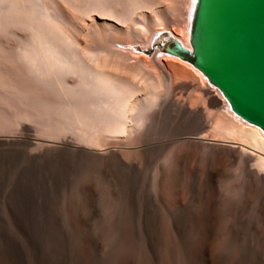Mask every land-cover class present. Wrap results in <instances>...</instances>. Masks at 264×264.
Returning a JSON list of instances; mask_svg holds the SVG:
<instances>
[{"label":"rangeland","instance_id":"rangeland-1","mask_svg":"<svg viewBox=\"0 0 264 264\" xmlns=\"http://www.w3.org/2000/svg\"><path fill=\"white\" fill-rule=\"evenodd\" d=\"M12 1L9 0L11 7L18 0L11 5ZM29 1H18L20 10H17L19 8L14 5L15 11L14 8L8 11V8L5 9L7 6L2 4L3 0L0 2L1 6H4L2 8L4 17L0 16V254L5 249L4 238L7 237L14 244L15 264H61L63 254L67 257L65 264H79L75 259L77 250L80 248L77 243V223L71 208L76 203L85 206V203L89 204L93 201L96 206L92 219L88 221L89 228L95 231L94 236L102 242L98 250L92 254V264L112 262L129 264L134 256L131 254L134 251L133 246L126 236L118 234L117 229H119L118 222H124L127 233H131L133 223L130 218L133 215L136 217L135 225L138 233L144 231L142 230L143 222L146 216L149 217L147 219L149 231L154 237V243L163 254V258L179 257L180 264H196L190 256L200 253L199 231L204 226L198 214L205 212L212 200L210 193L214 192L216 233L209 242L211 254L218 260L223 257L229 259L251 257V264H264V242L256 243V234L252 229L254 224L263 223L258 218L259 202L256 199L257 203L252 201L246 204L249 183L245 178L247 176L246 167H243V165L246 166V160L248 161L246 156L249 155V158H252L257 154L247 148L246 154L242 153L244 154L241 158L243 161L229 163L226 150L242 148H238L239 144L222 139L218 141L197 139L200 134H211L210 125L214 116L223 111L224 103L219 100L220 96L216 91L218 89L209 82L207 86L206 84L200 86L201 82L196 80L197 77L196 79H192L194 77L182 79L172 87L168 83L167 72L173 68L183 70L184 66L165 60L158 62L153 58L155 52L153 49L146 50L145 53L151 58L141 59V57L139 62L135 59L138 63L137 67L134 64L135 60L132 59L133 56L131 60L134 61H130V53L127 52L129 56L126 55L128 56L126 60L133 62L129 63L130 68L133 66L130 73V70H126L128 62L124 64V59H122L126 56L118 52L121 50L115 47L116 44V46L125 44V37L129 36L128 41L139 44L137 46L141 49V44L152 36L158 23L159 25L164 24L168 29L172 26H182L185 14L183 4H180L182 0H175L176 4L173 0H105L106 2L103 0L104 4L108 2V5H111L112 3L109 6L111 9L105 5L109 11L106 15L110 17H103L114 19L121 26H117L113 21L100 19L101 15L96 10L99 7L97 4L102 0H55V2L43 0L46 4L44 6H42L44 2L39 3L42 7H48L49 10L51 7L54 15L47 16L49 10H45L46 13H44L45 11H42L40 6L41 13H44L43 19L50 17V21L54 19L58 23L61 21L63 24L64 22L67 28L71 26L70 30L66 29L70 32L63 28L61 35L57 33L60 36L56 38V43L60 42L59 47H62L63 41L60 40L62 37L66 41L63 46L70 44L64 36L69 33L71 38L77 39L75 41L78 47L83 46L84 49H88L90 45L96 48L102 45V37L108 38L107 43H103L106 51L92 57L93 60L90 63L94 65L90 64L89 68L92 70L93 67H101V72L95 71L98 74L109 71L110 75L102 73L108 75L104 77L105 82L110 79L117 88L126 87L125 92L132 91V95L136 94L131 99L136 102L135 107L144 108L138 114L135 113L137 111L135 109L133 112L136 115L131 112L135 117L132 114H126L128 116L124 117L125 125H127L125 128H130L129 131L126 129L128 132L124 133L125 136L109 130L114 123L109 122L107 117L104 118L100 110H96L99 114L89 112L92 113L91 116H88V113L86 116L81 109L76 110L78 98H73L77 91L74 88L76 86L74 80L69 77L70 74L58 73L59 69H53L54 75L51 73V76H45L43 71L48 72L49 69L39 73L34 71L25 52L33 45L30 44L32 42L30 26L37 23L33 19H31L33 21L25 20L26 18L23 20L22 16L20 19V16H16L17 13L14 15L15 12L20 13L23 7L29 5L27 3ZM34 1L32 2L35 4L36 1ZM37 8L36 6L35 10L38 11L40 8ZM85 11L89 13V17L85 16L87 14ZM5 12H11L19 19L12 18L11 20L9 16L11 13H6L8 15L5 16ZM84 12L86 14L82 16ZM93 12L96 13L93 15ZM133 12L134 14H131ZM49 24L53 25V23ZM62 24H60L61 28ZM60 25L55 26L60 27ZM64 25L63 27L66 28ZM44 27L43 29H46ZM54 33L52 30V37L53 35L55 37ZM98 33H102L100 37ZM146 35L148 38L145 37ZM85 36L90 39L89 43ZM107 55L109 56L106 57ZM103 59H106V63L111 62V66L110 63H105L106 68L113 66L114 69L105 71L104 62L101 63ZM121 63L124 64L123 67H126L124 72ZM95 65L100 66L95 67ZM70 69L72 71V68ZM70 69L66 68L68 71ZM55 70L58 72L56 73ZM154 85L159 87L158 90L153 87ZM184 86L188 87L187 90ZM208 91L212 98L220 102V105L211 106L210 97L205 96ZM152 97L156 105L150 110H145L150 108L151 102L147 100H151ZM133 101L130 103L131 106ZM181 105L188 108V113L200 114L205 127H201L194 118L189 119L190 116H187L189 120L184 117V113L180 112ZM81 113L84 114L81 115ZM94 113L97 114L95 118L92 116ZM139 117L142 118L141 121ZM125 119L132 122L127 121V123ZM120 123L123 125L124 122L120 121ZM212 143L214 145H211ZM173 180L177 183L178 198L183 200V207L187 208L186 212L189 213L187 215L189 218L186 219L188 223L186 239L180 244L186 251L183 256L178 255L171 239L167 240L165 234V230L171 228L172 222L170 221L174 217L173 200L169 189ZM156 198L158 201L155 200ZM236 202L239 205L238 211L235 208ZM234 204L235 207H233ZM232 208L233 212L230 210ZM232 225L236 226L238 232H241L238 242L243 244H238L237 240L234 241L230 237ZM143 233L140 235L143 236L141 243L145 250H149L151 243L146 232ZM66 238L71 239L68 245H65ZM252 243L254 251L262 257V262L258 261L257 255L253 252L245 253L246 249L250 250L248 246ZM197 259L198 264H203L201 258ZM150 262L148 259L146 264Z\"/></svg>","mask_w":264,"mask_h":264},{"label":"bare ground","instance_id":"bare-ground-1","mask_svg":"<svg viewBox=\"0 0 264 264\" xmlns=\"http://www.w3.org/2000/svg\"><path fill=\"white\" fill-rule=\"evenodd\" d=\"M4 1L7 2L8 4L5 3ZM14 1H16V0H14ZM14 1H12L13 3L11 5L14 4ZM18 1H20V0H18ZM18 1L14 5L17 6L16 8H19L17 10H20V5H19V2ZM32 1L33 0H30L29 2H27V3H29L30 6L27 5V4H25L27 6H25V7L22 8V10L20 12L21 15H20L19 11H17V10H16L17 12H15L14 15H16V13H17L16 16H20V19H22L21 18V16H22L23 17V20H24V18H26L25 20H29V21H33L34 20V22L37 23V24H35L36 26L35 25H31L30 26V30L28 28V30L31 31V36L30 37L32 39V42H30V44L32 43L33 45H31V47L29 49H27V50L24 48L26 50L25 56L28 59V61L31 62V65H32L34 71L36 73H39L40 71H43L45 69H49L48 72L47 71H43V73L45 74V76H49L51 73H52L51 75H54V70L53 69H59V72L55 70L56 73L57 72L58 73L67 72L68 75L70 74L71 76H69V77H71V80L72 79L74 80L75 85H76V86L74 85L75 86L74 88H75V91H77L76 92L77 95L75 93V95L77 97H75V95H74V98H73V99L78 98L77 103H76V101L74 102V103L77 104V109L76 110H80V109L83 110V112L86 113V116H87V113H88V116H91V114L93 112H96V110H100L101 113L104 114V116H103L104 118L107 117L108 120H109V122H111L112 124L114 123V126L111 124V126H113V127H110L109 130L110 131H113V133L114 132L115 133L117 132L118 134L120 133V136L122 134L125 136L124 133L130 128L129 127L130 124L128 125L129 128H125V127H127V125H125L124 117L125 116H128L126 114H128V113H129V115L132 114L131 112H133L135 109L137 110V111H135V113L138 114V112L140 110H144V108L140 109V108H137L138 106L135 107L136 105L134 103H136V102H134L131 99H133L134 98L133 96H135L136 94H133L132 95V93H131L132 91L129 92L130 93L129 94L128 92H125V91H127L126 90V87H124L125 90H124V88H122V89L117 88L115 86V84L114 85L112 84L113 82H112V80L109 79L110 77H108V79H109V80H107L108 82H105L106 80H104V77L110 75L108 73L109 71L102 72L104 74H107L108 73V75H104L102 73H100V74L95 73V71L101 72L100 71V68L101 67L100 68H94L93 67L92 70L89 68V65L92 64V63H90L93 60L92 57L96 56V54H100V53H103V52L106 51V48L104 47L103 43L106 42V39H108V38H105L106 36L105 37H102L101 38L102 41H103L102 42V45H99L96 48L91 47V45H90L92 43L91 42L89 44L90 46L88 47V49L87 48L84 49L83 46L82 47H78V44L75 41L77 39L76 38H71L69 36L70 35V33H69V35H64L66 37V39L69 41V43H70V44L67 43L68 48H67V46H63L64 42H66L65 39H63L64 37H62V39L58 38L61 41H63L62 42V47H64V48L59 47L58 44H60V42L56 43L57 42V39H56L57 36H59V34L61 35L63 30L70 32L69 30H70V27L71 26L69 25L68 28H67V26L64 25V22L62 24V22L59 19H57V20H59L61 23L60 22L58 23L57 21L56 22H57L58 25L62 24V28H61V25H60V27L59 26H55L57 24H56L55 20L52 17L51 18L53 20H51V21H53V22L50 21V17L48 19V17L44 16V17H46V18H44L46 20L45 21L43 19V15H44V13H46L47 10H49V8L46 7V6H45L46 8L45 7H42V6L46 5L43 0H35L36 1V2L34 1L35 4ZM37 1H39V2L37 3ZM40 1H42L41 3L44 2L42 6L39 5ZM50 1H52V0H50ZM53 1L55 2V0H53ZM173 1H175V0H173ZM0 2H1V0H0ZM3 2H2V4L4 6H7V7H5V9L8 8L7 10L9 11V10H12V8H14L13 10L15 11V6L13 5V7H11L9 5V3H11V2H9V0H7V1L6 0H3ZM30 2H32V3H30ZM104 2H106V1L104 0ZM176 3L177 2L175 1V4ZM178 3H180V2H178ZM195 3H196V0H182V2L180 4H183V7L184 8L183 7L182 8L185 11L184 20H183L182 26H174V27L172 26V27H169V29H168V28L165 27L164 24H160V25H159V23H158V25L156 24V28H155L152 36L151 37L149 36L150 39L147 37L148 35L145 36V37L148 38L149 41L146 39L147 41H144V44H141V49L137 46L139 44H137V43L135 44L133 42L128 41L130 39L129 36L125 37V39H126V43L125 44L118 45V46H116L117 45L116 44L115 47L116 48L118 47L121 50V51H118V52H122L121 54L124 53L125 56L126 55L129 56V54H127V52H129L130 53V58H129L130 61H134L136 59L139 62V60H140L141 57H142L141 59H143V57L144 58L145 57L146 58H151L150 56L146 55L145 53H146V50L153 49L155 51L154 52V55H153V58L155 60H157L158 62L161 61V60L162 61L165 60V61H170V62H174V63H178V64L180 63L182 66H184V67H182V68H184L183 70H177L175 68H173V69L171 68L172 70L169 69V71L167 72L168 75H169V77H167V80H168V83L171 86L174 85L176 82H179L182 79H191V77H194L192 79H196V77H197L196 80L197 81L199 80V82H201V83H199L200 86L201 85H204V84H206V86H207L208 80H207V78L202 73H200L197 69H195L190 63L185 62V61H182L179 58L170 56L168 54L162 53L159 50L158 43H157V42H159V41H161L163 39L162 36H164V34H168L169 36H172V37L176 38L177 40H179L185 48H187L189 50L191 49L190 48L189 39H190V29H191V23H192V17H193ZM2 4H0V8H1L0 9V11H1L0 16L4 14V13L2 14V8L4 7V6L3 7L1 6ZM5 4H7V5H5ZM73 4L74 3H72V5ZM110 4L112 5V3H110ZM171 4H173V2H171ZM34 5H36L40 9L37 8L38 11L35 10L36 6H34ZM67 5L69 6L70 5V2ZM105 5H108V2H107V4L106 3L104 4L103 3V0L100 3L97 4V6H99V7H97V10L96 11H97V13L99 12L98 13L99 15H101V16H99L100 19H102V20H108V21H111V22L113 21V22H115V24H117V26H121V24H119L118 22L114 21V19H110V18H107V17H103V16L110 17L109 15H106L107 12H109V11L107 10V7H105ZM111 5H108V7L111 6ZM9 6H10V8H9ZM40 6L42 7L43 10L41 9ZM72 7H74V6H72ZM50 9L51 10L47 11L48 12V15L47 16H49V14H50V16H54L52 14L53 12H52V8L51 7H50ZM108 9H111V8L109 7ZM173 9H171V10H173ZM40 10H42V11H45L46 10V11L44 13L43 12L41 13ZM39 11H40V13H39ZM85 12H84V14H82V16H84L86 13L87 14L85 16H88L89 13H90L89 10H88L89 13L88 12L85 13ZM6 13L10 14L11 12H5V16L8 15V14L6 15ZM95 13L96 12H93L92 14L94 15ZM131 14H134V12L131 13ZM173 14L175 15L174 12H173ZM14 15H13V13H11V15H9L10 18H11V20H12V18H16V17H14ZM3 17H4V15H3ZM3 17H1V18H3ZM181 17H183V16H181ZM16 19H19V18H16ZM31 19H33V20H31ZM93 19H95V18H93ZM4 21L5 20H3V22ZM37 21H39V22H37ZM34 22H32V23H34ZM49 23H53V25H51ZM41 24L43 25L42 27L40 26ZM83 24H86V23H83ZM63 25L66 26V28L63 27ZM43 27L46 28V29H43ZM51 28H52L53 32H55L54 33L55 34V37L53 35V37L55 39L51 35L52 34ZM66 29H69V30H66ZM57 30H58V32H56ZM97 30H99V29H97ZM47 31H48V33H47ZM49 31H50V34H49ZM90 31H91V29H90ZM57 33H59V34H57ZM78 33H80V32H78ZM47 34H49V35H47ZM98 34H99V37H100V35L102 33L101 34L98 33ZM49 36H50V38H49ZM85 37L87 38V36H85ZM31 39H30V41H31ZM88 40L90 41V39L87 38V43H89ZM85 44H86V42H85ZM107 48H108V46H107ZM107 51H109V50H107ZM108 56L109 55H107L106 57H108ZM128 56H126L125 58H122V59H124V62L122 61L124 64L128 62L127 68L126 67H123L124 66L123 63H121V64H122V67L124 68V69L122 68L123 69V72L126 71V70L127 71L130 70L129 72L131 73V68H133V66H131V68H130V64H132L133 62L130 63L129 60L128 61L126 60V59H128ZM132 56H133V58H132ZM109 58H110L109 61H111V57H109ZM131 58L134 59V60H131ZM105 60L106 59H103V61L101 62V63L104 62L103 63L104 64V67L106 66L105 63L107 62V61L105 62ZM107 60H108V58H107ZM136 60L134 61L135 66H136V64L138 65V63H137ZM113 62H114V60H113ZM143 62H145V61H143ZM108 63H110V66H111V62H108ZM108 63H106V64H108ZM144 64L147 65V63H144ZM93 65L94 64H92V66ZM99 66L95 65V67H99ZM110 66H107L108 68L105 67L106 69L104 68V70L106 71L107 69L110 70L111 68H113V66L111 68H110ZM128 66H129V68H128ZM66 68H68V69L72 68V71H71V69L68 71V70H66ZM125 68H126V70H125ZM116 71H117V69H116ZM35 72L33 74H35ZM52 77H54V76H52ZM181 85H184V84L181 83ZM153 87L155 89L157 88L156 90H158V88H159L156 85H154ZM153 87H151V88H153ZM74 88H72V89L74 90ZM187 88H186V90H187ZM181 89H183V88H181ZM216 91L218 92V94L220 96V99H219L220 102L224 103L223 111H221L220 113H218L216 116H214L216 113L213 115L214 116V119H213V122L210 125L211 134L210 135L208 133H207L208 135H206V133L205 134H200V136H198L197 139H199V140H210L211 139L210 141H218V139H222V140H226V141H228L230 143L239 144L240 146L238 148H240V147H242V148L237 149V150H235V149L232 150V149L229 148V150L228 149L226 150V152L228 153V156H229L228 160H230L229 163L236 162L238 160H242L241 159L242 158V155L244 157V154H242V153H245L246 154L247 148H249L251 151H253L254 153L257 154L256 157H252V158H249L250 157L249 155L248 156L245 155L246 156V159L248 157V161L246 160V166L243 165V167L244 168L246 167L245 168V171L247 172V176L245 178L248 180V183H249V185L246 183V185H248V187H249L248 191L246 189V191H247V193H246V197H247L246 198L247 199L246 204L248 205L252 201H255L256 199L258 200V202H259V208H260V214H259L258 218H260L261 221L263 222L262 224H254V226H253L252 229L254 230V232L256 234V238H257L256 239V243L264 242V132L260 128H258L257 126H254V125H251V124L245 122L240 117H238L236 114H234L232 112V110H231L228 102L222 96V94L220 93V91L219 90H216ZM37 92H38V90H37ZM72 92H74V91H72ZM202 94H204V93H202ZM205 96L206 97H208V96L210 97V99H211V101H210L211 106H215L216 107V106L220 105V102H218V100H216V99H214V98L211 97V94H210L209 91L207 93H205ZM155 97H158V96H155ZM222 98H223V100H222ZM73 99H71V100H73ZM130 100L133 101L132 106L130 104L131 103ZM151 100L148 99L147 101H150L153 104L150 103V105H149L150 108H146L145 107L146 108L145 110H148V109L150 110V109H152V106L154 108V106L156 105V104L154 105L153 97L151 98ZM136 101H138V100H136ZM158 101H155V103H158ZM99 102H101V103H99ZM72 104H73V102H72ZM133 104H134V106H133ZM70 105L71 104H69V106ZM71 106H73V105H71ZM177 106H178V104H177ZM181 106L182 107H180V108H182V110L180 112L184 113V115H185L184 117L190 116L189 119L192 118V120H193V118H194V120H197L200 123V126L201 127H205L204 126V123H203V117L200 114H198V113L192 114V112L188 113V110H187L188 108H186L185 106L183 107V105H181ZM191 107L193 108V106H191ZM39 108H40V106H39ZM89 112H92V113L90 114ZM210 112H212V111H210ZM216 112H218V111H216ZM96 113L99 114V112H96ZM213 113L214 112H212V114ZM83 114L84 113H81V115H83ZM134 114H132V115H134ZM96 115L94 113V115H92V116L95 118ZM135 115H134V117H135ZM140 117H143V116H140ZM140 117H139V119H140ZM136 119H138V118H136ZM141 119L139 121H141ZM187 119H188V117H187ZM204 119H205V116H204ZM80 120L82 122V118H80ZM99 120H101V119H99ZM125 120H126V122L129 121L127 119H125ZM130 120H132V119H130ZM144 120H145V118H144ZM120 121H122V123L124 122L123 125L120 123ZM95 122H96V120H95ZM129 122L131 123L132 121H129ZM143 124H144V122H143ZM74 128H76V127H74ZM95 128H92V129L95 130ZM96 130H98V129L96 128ZM109 133H111V132H109ZM213 143L211 145H214ZM252 161H253V164H252ZM243 163H245V161ZM249 163H251V165ZM240 176H241V174H240ZM244 176H245V174H244ZM201 185H202V183H201ZM169 189L171 191V193H170L171 196L170 197L173 200L172 209H173L174 217H173L172 221H170V223L172 222L171 228L165 230L166 239L167 240H170L171 239V242L174 245V247H175L178 255L183 256V255L186 254V251L184 250L183 247L180 246V244L181 243H184V241L186 239V235H187V229H186V227H187V224H188V223H186V219L189 218V216H187L189 213L186 212L187 211L186 210L187 208L185 209L183 207V203H184L183 200L180 199V198H178V194L179 193H178V188H177L176 180H173L172 181V185H171V187H169ZM160 194H161V192H160ZM167 194H168V192H167ZM210 195H211L212 200H210V203H209L208 207L205 209V212L198 214V217L199 218H202V220L204 222V226L199 231V234H200V237H201V240H200L201 250H200L199 255H197L198 253L196 255H192V256H190V259L191 260H195V263L196 264H198V259L197 258H201L203 264H251L252 263V258L251 257H249V258H242V257L241 258L240 257L238 258L237 257V258H233V259H229V258L223 257L220 260H218V259H216L211 254L209 242H210L211 238L215 235L214 233H216V231H215V226H216L215 225V222L216 221H215V215H214V206H215L216 203L214 202V198H215L214 192L210 193ZM147 197H148V195H147ZM135 198H137V197H135ZM155 200H157V198ZM255 202L257 203V201H255ZM229 203H231V202H229ZM138 204H139V202H138ZM160 204H161V202H160ZM235 204H236V207H235ZM235 204H234L233 207H235L236 208V211H238L237 209H238V206L239 205H237L238 204L237 202ZM95 206L96 205H94V202L91 201L89 204L88 203H85V206L81 205V203L80 204L79 203H76L74 205V207L71 208V212L73 214V217L76 219V223H77V226H76V231H77V234H78L77 243H78V245H79L80 248H79V250H77L78 253H76L75 259L79 262V264H92V257H93L92 254H93V252L97 251L98 248L101 246V242L102 241H100L97 237L94 236V232L95 231L93 232V231L90 230L89 223H88V221L90 219H92V217H93V213H94ZM138 207H139V205H138ZM164 207H166V206H164ZM211 207H212V210H211ZM150 208H152V207H150ZM219 208H221V207H219ZM222 210L224 211L225 210V207ZM230 210L233 212V208L230 209ZM161 211H163V210H161ZM231 211H230V213H231V215H233ZM230 213H229V215H230ZM166 214H168V213H166ZM133 216L130 218L131 222L133 223L132 224L133 225V231H131V233H129V234L127 233L126 228H124V226H126V223H124V222L123 223L122 222L121 223L118 222L119 229H117L118 234H121V236H126V238L129 241V243H131V245L133 246L134 251L131 254L134 255V256H133V259H130L129 264H146V263H148V259H149V261H151L150 263H152V264H156V263H160V264H180L179 257H166V258H163V254L159 250L158 246L154 243V237L152 236V234L149 231V228H148V225H147V219L149 217H147V216L145 217V220L143 222L144 224H143V229L142 230H144L146 232L147 237L149 238L148 240L151 243V246H150L149 250H145V247L141 243V241H142L141 238L143 236H140V235L144 234L143 233L144 231L141 232V233H138L137 232V228H136V225H135V222H136L135 221V218L136 217L135 216L133 217ZM167 216H169V215H167ZM248 219H249V217H248ZM92 224H94V223H92ZM137 227H139V226H137ZM245 231H247V230H245ZM254 232L252 231V233H254ZM240 234H241V232H238L236 226H233L232 225L231 226V231L229 233L230 237H232L234 239V241L237 240V242H238V238H239V235ZM88 236H90V238ZM117 236H120V235H117ZM145 237H146V235H145ZM252 240H254V239H252ZM70 242H71V239H67V238L65 239V245H68V243L70 244ZM4 243H5V249L0 254V264H15L14 263V244H13V241L11 239L5 237L4 238ZM238 244H243V243H239L238 242ZM252 245H253V243L248 246V248L250 250H247L246 249L245 250V253L246 254H249V252L250 253L253 252V254H256L257 255L258 261L259 262H262V260H263L262 257L258 253H256L254 251ZM68 252H69V250H68ZM66 260H67V257H66L65 254H63L61 264H65ZM67 262H69V261H67ZM110 264H117V262L116 263L115 262H112Z\"/></svg>","mask_w":264,"mask_h":264},{"label":"water","instance_id":"water-1","mask_svg":"<svg viewBox=\"0 0 264 264\" xmlns=\"http://www.w3.org/2000/svg\"><path fill=\"white\" fill-rule=\"evenodd\" d=\"M162 53L190 63L232 112L264 132V0H196L190 50L164 34Z\"/></svg>","mask_w":264,"mask_h":264}]
</instances>
